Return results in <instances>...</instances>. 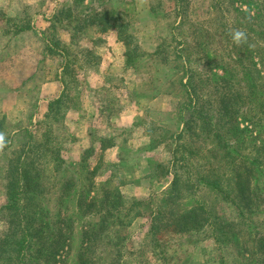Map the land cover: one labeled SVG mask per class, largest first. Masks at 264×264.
<instances>
[{"label": "trees", "instance_id": "obj_1", "mask_svg": "<svg viewBox=\"0 0 264 264\" xmlns=\"http://www.w3.org/2000/svg\"><path fill=\"white\" fill-rule=\"evenodd\" d=\"M74 1V9L63 11L70 19L83 12L79 10L86 0ZM97 1L102 10L89 7V13L85 9L80 25L118 28L129 47L128 65L137 67L143 54L128 39L132 36L129 22H122L118 12L107 7L112 0ZM123 1L126 6L135 3ZM172 1L170 11L163 10V0L150 8L156 17L161 10L162 18L171 19V34L149 53L156 67L152 80H159L160 85L150 82L145 86L153 88V96L165 93L162 86L168 92L172 86L184 98L175 113L177 128L148 122L151 148L171 140L175 148L170 160L160 164L164 174L173 178L150 213L147 236L160 248L162 232L204 235L210 230L208 237L222 248H235L237 257L250 255L255 264H264V235L251 219L264 213V0H211L208 22L189 16L190 0ZM6 27L7 34L32 29L29 21L22 20H8ZM65 49L60 41L46 42L45 55H62ZM68 67L65 64L64 75L69 74ZM65 91L49 104L45 123L53 113L55 120L63 121L75 104ZM130 95L138 97L135 92ZM240 120L254 129L242 128ZM53 141L50 125L42 140L31 135L10 159L6 200L0 206V220L6 224L0 233V264H121L126 248L118 230L131 226L143 214L145 199H127L121 185L111 184L113 176L104 180L108 188L93 179L79 191V169L73 174L64 168L62 149ZM101 141L103 152L111 140ZM100 163L101 158L93 176ZM202 189L234 204L239 219L224 221L211 211ZM81 219L86 223L79 229L78 245L75 224ZM101 244L112 247L109 256L98 253Z\"/></svg>", "mask_w": 264, "mask_h": 264}, {"label": "rangeland", "instance_id": "obj_2", "mask_svg": "<svg viewBox=\"0 0 264 264\" xmlns=\"http://www.w3.org/2000/svg\"><path fill=\"white\" fill-rule=\"evenodd\" d=\"M26 1H31L34 5L32 7L29 6V8L26 5L24 7L23 4ZM158 1L143 0V3H141V0H137V3L139 4V8L143 9L142 6H145L148 9L152 5L156 6ZM18 2L20 8L27 9L22 16V23L29 21L28 18L30 17L31 11L34 14V12L45 13V11L48 13L50 10V14L56 6L54 0H51V2L49 0H0V27L4 28V32L2 33L5 34L0 36V135L4 138V146L0 148V206L6 200V175L10 159L14 156L15 150L21 147L22 144H26L29 138H31V135L37 141L42 140L45 131L51 125L55 141L62 149L61 154L64 160V168L73 174H75V170L79 169V177H76L78 178L77 188L79 191L82 189V184L86 185L93 179H95L97 185H102L104 189L108 188L106 186L107 182L104 180L113 176V182L111 184L121 185L123 194L127 199L132 200L134 197L145 199L143 200L145 204L142 205L143 214L131 226L118 230L121 235L120 237L124 238L121 242L122 246L126 248V251L124 249L125 256L122 258L121 264H255L250 255L239 258L237 257L235 248H226L224 246L222 248L214 238L208 237L210 230L204 235H199L194 232L185 234H178L172 231L162 232L159 234L162 246L156 248L153 245V241L147 236L151 226L150 213L155 208V203L158 202L165 190L169 187L173 178L172 175L164 174L166 170L160 164L170 160L171 151L175 148V144L171 140L161 145V148L158 147L156 150H151L148 153L146 147H151V143L144 138L148 137L146 133L147 126L149 125L148 122L152 120L160 123L168 122L172 128H177L178 117L175 116V113L178 110L181 98L184 96L183 93L178 90L176 91L175 88L172 91V86H169L171 91L168 92L166 91L168 90L167 87L162 86L160 89L162 92L172 95L162 100L157 108L156 116L151 115L148 109L145 108L139 126L135 129L132 128L130 131L127 130L122 134L130 138L128 142L130 147L126 150V156L124 158H118V160H123L125 165L107 166V162L104 160V154L93 148V139L86 135V130L78 127L77 124H79L80 120L77 116L76 119L79 121L77 124H74V113H71L70 117H66L61 122L55 120L56 118L53 117L54 113L46 123L44 118L40 117V114L44 112V102L40 94L42 85L47 81L57 79V69H60L62 65H69V74L65 75L68 82V98L72 99V102L75 103L74 105L77 103L80 104V100L84 96L85 101L83 104L81 103V106L83 105L85 110H92V108L98 106H105L104 108H106L107 106L108 113L113 115L118 113L120 107L123 106L122 99L125 95V89L127 86L133 88L132 86L137 81L136 79H146L143 81L147 84L156 82L158 87L160 85L158 83L159 80H152L153 75L150 73L148 76L146 71H142L140 75L126 74L123 71L122 62L120 61L124 47L121 44L120 46L115 44L113 40H111L112 47H108L107 41L100 44V51L104 54L105 60L101 72H99L100 77L98 75L90 76V72L86 68H88V65L97 62V59L87 50V46L92 44L91 33L88 30L86 33H78L73 26L75 21L73 19L67 25L57 27L56 33L52 28L46 29V35L50 39H55V35L58 33L63 36L62 38L64 40H68V44L65 47L66 52L62 54L61 58L58 57V61H49V56L45 55L46 44L37 33H30L20 38L6 35V31L8 30L6 27V21H8L6 20V14L7 12L10 14L12 12L17 13V10H19ZM210 2L211 0H190L187 13L195 21L208 22L211 13ZM97 4L101 8L103 7L99 1ZM107 7H113L123 19V21L121 20L122 22H129V32L132 36L128 39L132 40L133 44H139L142 39L141 34L145 36L144 40L146 42L150 43L154 40L152 37H149L151 27H145L144 21H139L136 16L138 12L140 14L143 13L142 10H138L136 0L133 5L127 4V6L123 0H112ZM172 7V0H163L164 11H170ZM4 9L8 11L4 13ZM164 11L160 10L158 14L164 17ZM122 13H128V15ZM43 23L45 24V22ZM146 23L150 24L151 22ZM107 36L110 42L111 36L109 34ZM216 60L217 57L215 56L214 61ZM88 75L91 78H88ZM87 79L98 80V85L92 88L89 84L87 87ZM90 102L94 104V107H90ZM128 109L130 111L126 117H121L125 122L132 121L134 114L136 115L140 112L137 106H130ZM173 110V116H171L172 114H166L167 111L171 112ZM160 111L162 114L159 113ZM81 119L83 128L88 126V123H93V120L88 116ZM112 119L116 124L119 122L118 115L114 118L112 117ZM107 121H110L107 117H102V119L97 121L99 123L95 125L98 133L107 134L110 130ZM240 123L242 128L247 126L252 128L251 130L254 129V126L248 124L246 120H240ZM55 141L53 142L55 143ZM139 146H142L141 151H138ZM113 156L109 154L108 157L115 159ZM146 156H151L153 163H148ZM100 158V169L93 176L91 172L94 173V168L99 163ZM127 162H130L129 166L126 165ZM131 163H141L139 170L142 164L148 163L145 171L142 173L138 172L137 174L142 175L141 180L146 181V188L148 187L149 190L143 187L141 180L137 179L139 177L134 179L133 173H135V167ZM170 167L173 170V167ZM262 176L264 178V173ZM144 188L150 191L151 194L148 196L145 195L146 197L135 195L137 191H146ZM202 193L201 196L206 198L210 206L209 209L215 214H219L224 221L239 219L240 213L234 204L224 200L221 195L211 193L206 189H202ZM85 218L89 220V217ZM251 219L260 226L261 232L264 235V213L257 214L251 217ZM85 223L86 219H81L75 224L77 244L80 242L79 229ZM5 226L6 224L0 220V233L4 230ZM111 248L110 245L101 244L99 245L98 253L109 256ZM77 249L78 246L76 247Z\"/></svg>", "mask_w": 264, "mask_h": 264}, {"label": "crops", "instance_id": "obj_3", "mask_svg": "<svg viewBox=\"0 0 264 264\" xmlns=\"http://www.w3.org/2000/svg\"><path fill=\"white\" fill-rule=\"evenodd\" d=\"M51 2V0H49ZM56 3L55 8H53L52 13L49 14L45 11V13H37V12H33L31 11V14L29 15L30 17L29 22L32 26L31 30H27V31H23L20 32L18 34H7L8 36H15L16 38H20L26 35H29L30 33H37L38 35H40V37L42 38V40H44V43L46 44V42L51 43L53 40L55 41H60L61 45L63 47H66V45L68 44L67 41L68 40H64L61 34L55 35V39H50L49 36L46 35V29L47 28H52L55 33H56V29L59 26H65L67 25L68 22H70V18L66 17L65 14H63V11L69 8H75V1L74 0H54ZM97 0H86L85 1V5H83L82 9L80 8V11H83L82 13H84V10L86 9L87 11L89 7L91 8H96L98 10H102V8L100 6H98L97 4ZM25 4H23L24 7L31 6L34 5L33 2L31 1H26L24 2ZM18 8L19 10H17V13L12 12L11 14L9 12H7L8 10L4 9L3 12L5 13V11L7 12V18L6 20H13V22H16V20H22V16L24 15L25 11L27 9L24 8H20L19 7V2H18ZM22 5V4H21ZM26 5V6H25ZM136 5L138 6V10H142L143 13H139L136 15L137 18L139 19V21H144V26H150L151 27V32H150V36L152 37L154 40L149 42H146L145 36L143 34L142 35V39L140 40L139 44H138V48L140 49L141 53L143 54V57L141 59H139V63L137 65V67H132L128 65L127 62V53L129 52V47L128 45L120 38V31L118 28H114L111 27L107 30H103L102 26L100 24H88V25H80L81 22H79L81 19V17H84L85 14L79 13L78 9H75L76 12H78L79 15L77 18H73L74 23L73 26L76 28V30L78 31V33H86L87 30L91 33V37H92V44L90 46H87V50L90 51V53H92V55L95 57V59H97V62L92 63L91 65H88V68H86L88 70V72H90V76H95L98 75L100 77L99 72H101V68L103 66V62H105L104 60V54L100 51L101 49V43L102 42H106L108 44V47H112V42L111 40H113V42L117 45L120 46L123 45L124 47V51L122 53V58H121V62H122V68L123 71L126 74H141L142 71H146L149 74H155L156 71L154 72V70H156V67L153 65L154 60L149 57V53H153L155 52L159 45L161 44L162 40L166 37L169 38L170 34H171V21L170 19H165V18H160V17H156L152 11L150 10V8L148 7V9L145 8V6H142L143 9L139 8V4L137 3L136 0ZM5 8V7H4ZM8 8V7H6ZM9 9V8H8ZM24 9V10H22ZM16 10V9H15ZM86 11V12H87ZM121 17V16H120ZM126 17V16H125ZM120 20V19H119ZM45 22V24L43 23ZM146 22H151L150 24L146 23ZM1 26V25H0ZM91 26V27H90ZM90 28V29H88ZM4 28L0 27V36L5 35L4 33ZM147 30V29H146ZM59 31V30H58ZM130 33V32H129ZM141 33H143L141 31ZM109 34L110 37V42L108 40V36L106 37V35ZM103 37V38H102ZM107 38V39H106ZM47 41H46V40ZM132 46V45H131ZM46 52V50H45ZM50 58L49 61L54 62L55 60H57V58H61V54L58 55H48ZM146 58H150V60H147ZM102 60V61H101ZM58 61V60H57ZM64 67L65 65H62L60 67V69H57L58 72V77L55 80H51V81H47L46 83H44L41 87V98L43 99L42 101L44 102V112H42L40 114V117L44 118L45 115L48 112V106L51 102L55 101L58 98H61L64 94V92H66L65 90H68V87L66 88V85L68 84L66 82V76L64 75ZM96 73V74H95ZM88 75V76H89ZM88 78H91V77ZM88 82H86L87 87L90 84V87L94 88L96 87V85H98V80H89L87 79ZM137 81L134 82V85L132 86L133 88H129L127 86V88L125 89V95L124 98L122 99L123 102V106L120 107V110L118 111V113L110 115L107 111V106L106 108H104L105 106H98L95 108H92V110H85V108H83V105L81 106V103L83 104L84 100V96L82 97V99L80 100V104L77 103L76 105H73L70 109H68L67 113H66V117H70L71 113L75 114V120H74V124H77L79 121L78 127L82 128L83 130H86V135L88 137H91V139H93L92 143H93V148L97 149L98 152H101L104 154V160L107 162V164L109 165H125L123 160H118V158H124L126 156V150L130 147L128 142L130 141V138L128 136H124L122 134H124V132H126L127 130H131L132 128H137L140 124V122L142 121V117H143V113L145 112V108L148 109V111L151 113V115L156 116L157 114V108L160 105V103L162 102V100H164V98H168L170 97L172 94L169 93H156L155 96L152 95V91L153 88L152 87H146L145 86V82L143 80L146 79H136ZM148 80V79H147ZM66 84V85H65ZM128 92V93H127ZM131 92H135L136 95L138 97H132L130 95ZM158 94V95H157ZM92 99V98H90ZM149 102V103H148ZM130 106H137L138 110L140 111L139 113H137L136 115L134 114V119L132 121H128L125 122L124 119H121V117H126V115L128 114V112L130 111L128 108H130ZM90 107H94V104H92L90 102ZM154 109H153V108ZM160 114L161 111L159 112ZM174 113V110L169 112L167 111L166 114L170 115ZM118 115V120L119 122L114 123L112 117L114 118L115 116ZM145 115L147 116V114L145 113ZM76 116L79 118V120L76 119ZM85 116H88L91 120H93V123H88V126L84 127L81 124V118H84ZM145 116V117H146ZM173 116V114L171 115ZM102 117H107L108 120V128H110V130L107 132V134H100L97 132V128H96V123H99L97 121H99V119H102ZM109 117H111V119H109ZM123 122V123H122ZM166 123V126L168 128H172V126L168 123V122H164ZM143 132V129H142ZM148 136V135H147ZM110 139L111 140V145H109L106 149L103 150L102 152V139ZM144 138V137H143ZM147 139V141H149V137L144 138ZM4 144V141H3ZM160 147V146H159ZM158 148V147H157ZM157 148H151L150 146L146 147V150L148 153L151 152V150H156ZM161 148V147H160ZM140 149H142V146L138 147V151H141ZM107 154V156H106ZM109 154L114 155L113 157H115V159H110L108 156ZM147 158V162L149 163L150 161H152L151 156H146ZM117 159V160H116ZM148 163L146 164H142L141 169L139 170L140 164L141 163H131V165H133L135 167V173L134 174V179H142V175L140 176V174H137L138 172H143L145 171L146 166L148 165ZM127 166L130 165V162L126 163ZM106 179V178H104ZM143 187L146 188V181L145 180H141ZM144 188V189H145ZM146 189L149 190V188L147 187ZM145 189V190H146ZM143 191V192H136L135 195L139 196V197H146L145 195H150V191ZM142 191V190H141ZM143 199V198H142Z\"/></svg>", "mask_w": 264, "mask_h": 264}, {"label": "clouds", "instance_id": "obj_4", "mask_svg": "<svg viewBox=\"0 0 264 264\" xmlns=\"http://www.w3.org/2000/svg\"><path fill=\"white\" fill-rule=\"evenodd\" d=\"M141 3H143V0H141ZM3 140H4L3 136L0 135V148H2L4 146Z\"/></svg>", "mask_w": 264, "mask_h": 264}]
</instances>
